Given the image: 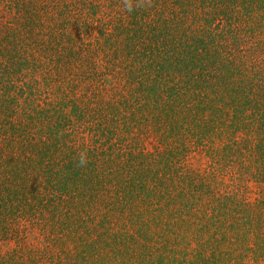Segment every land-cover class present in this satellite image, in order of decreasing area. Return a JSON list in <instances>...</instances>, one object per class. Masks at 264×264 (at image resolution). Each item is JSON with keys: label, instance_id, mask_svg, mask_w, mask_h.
<instances>
[{"label": "trees", "instance_id": "trees-1", "mask_svg": "<svg viewBox=\"0 0 264 264\" xmlns=\"http://www.w3.org/2000/svg\"><path fill=\"white\" fill-rule=\"evenodd\" d=\"M0 264H264V0H0Z\"/></svg>", "mask_w": 264, "mask_h": 264}, {"label": "clouds", "instance_id": "clouds-1", "mask_svg": "<svg viewBox=\"0 0 264 264\" xmlns=\"http://www.w3.org/2000/svg\"><path fill=\"white\" fill-rule=\"evenodd\" d=\"M151 6V0H122V7L131 12L134 10V8L139 7H150ZM79 156V165L85 166L88 162L87 159V153L85 151H81L78 153Z\"/></svg>", "mask_w": 264, "mask_h": 264}, {"label": "rangeland", "instance_id": "rangeland-1", "mask_svg": "<svg viewBox=\"0 0 264 264\" xmlns=\"http://www.w3.org/2000/svg\"><path fill=\"white\" fill-rule=\"evenodd\" d=\"M190 164L195 168H201L207 165L205 158L200 156L191 158Z\"/></svg>", "mask_w": 264, "mask_h": 264}]
</instances>
